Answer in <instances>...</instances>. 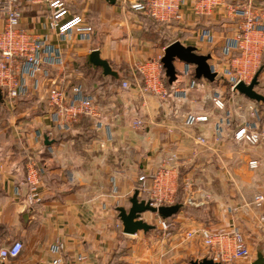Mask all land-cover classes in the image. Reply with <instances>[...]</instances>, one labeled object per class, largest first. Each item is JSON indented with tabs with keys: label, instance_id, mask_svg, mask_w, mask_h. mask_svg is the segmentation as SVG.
<instances>
[{
	"label": "crops",
	"instance_id": "0c3cea01",
	"mask_svg": "<svg viewBox=\"0 0 264 264\" xmlns=\"http://www.w3.org/2000/svg\"><path fill=\"white\" fill-rule=\"evenodd\" d=\"M136 1L147 0H62L66 13L60 21L80 16L92 29L88 37L74 33L69 40L53 28L49 2L17 5L20 28L38 35L44 49L35 74L19 60L16 76L23 89L18 99L8 100L0 87V252L15 242L24 245L18 258L0 264L58 259L62 264H164L149 251L160 250L158 243L152 246L155 229L124 234L119 209H130L136 191L139 200L147 201L140 178L150 187L169 161L183 206L164 233L174 240L173 253L180 251L176 225L187 232L239 230L251 252L264 253L258 220L264 204H253L255 196L264 197V141L251 146L236 139L244 128L264 135V101L240 94L225 77L239 70L249 75L251 82L245 84L250 85L260 73L255 90L264 97V30L243 45L251 48L246 53L235 42L242 34L239 20L222 8L223 2L248 5L264 14V0H215L209 16H199L196 1L186 0L181 19L165 23L131 10ZM175 42L211 56L216 79H197L195 66L176 61L177 79L170 83L162 60ZM95 51L117 77L91 63ZM146 65L160 73L170 92L167 99L144 91L140 68ZM52 86L66 87L70 98H78L72 91L80 88L81 96L91 98L103 113V125L83 117L71 130H61L47 106ZM203 117L207 121L195 120ZM136 122L142 127L135 129ZM30 161L41 172L40 201L30 199ZM252 161L259 162L257 169H251ZM145 215L158 226V215L146 213L144 221ZM200 242L197 237L186 247L193 252ZM257 255L236 264H252Z\"/></svg>",
	"mask_w": 264,
	"mask_h": 264
},
{
	"label": "built area",
	"instance_id": "2783aa9c",
	"mask_svg": "<svg viewBox=\"0 0 264 264\" xmlns=\"http://www.w3.org/2000/svg\"><path fill=\"white\" fill-rule=\"evenodd\" d=\"M26 1L30 4L41 5L49 2L52 11L53 28L61 38L69 40L74 33L83 34L88 37L92 32L91 27L85 24L80 16H74L66 22L59 19L66 13V6L62 0H0V22L3 29L0 31V87L6 90L7 98L14 101L22 94L23 85L16 76L19 60H24L30 72L37 73L38 60L40 53L43 51V41L35 34H31L20 28L22 14L17 5ZM186 0H147L144 3L138 1L131 2V10L144 14L158 22H172L181 19V6ZM196 13L199 16H209L212 9L217 4L215 0H195ZM222 8L226 10L233 19H238L241 26L242 34L238 37L236 46L242 48L246 53L251 48H244L245 43L251 42V35L254 32L261 33L264 30V14L256 11L252 6L248 5H230L222 3ZM209 35V34H205ZM233 48L229 46L226 53ZM140 72L144 76V91L146 93L158 96L161 99H167L170 96L169 90L165 87L160 73L149 66H141ZM189 75V70L186 71ZM225 77H230L236 87L239 83H250L251 78L247 73L239 70L229 71ZM124 88H129L128 83L123 84ZM78 98H70L66 87L52 86L47 94V106L53 113L55 122L63 131L71 130L83 117L91 118L96 125H103L104 115L99 110L96 103L88 97L81 96V90L75 87L72 91ZM219 108H224V104L219 100H214ZM198 122H205L207 118H196ZM142 122H136L135 129L142 127ZM239 142L257 146L264 141V135L253 132L248 128L240 130L236 134ZM200 144L206 143L205 139L199 138ZM251 169L259 167L258 161L250 163ZM174 169L172 163L165 162L164 166L158 170L153 178L150 187L146 186L145 178H140V191L148 196V202L153 207H161L164 205H174L177 202L178 178H173ZM40 169L38 165L30 161L28 163V183L31 186V202L40 201V192L38 191L40 183ZM167 188H169L167 190ZM169 191L171 196L168 198L163 196ZM253 204L260 208L264 204V197L255 196ZM259 225L264 229V214L259 217ZM158 225H161L165 233L170 230L169 222L162 218L158 219ZM166 235V234H165ZM199 237L204 242V246L208 253H214L216 259H222L224 264H234L243 260H249L252 252L243 233L239 230H233L225 233H214L211 229L200 228L193 232H187L186 238L193 241ZM24 245L21 242H15L10 247L1 250L0 260L6 261L18 258L23 252ZM50 264H62V260L58 259Z\"/></svg>",
	"mask_w": 264,
	"mask_h": 264
},
{
	"label": "water",
	"instance_id": "95a60500",
	"mask_svg": "<svg viewBox=\"0 0 264 264\" xmlns=\"http://www.w3.org/2000/svg\"><path fill=\"white\" fill-rule=\"evenodd\" d=\"M211 56L199 55L197 49L194 47H185L180 42L171 44L165 51V56L162 60L164 68L166 70V76L169 78L170 83H173L177 79V71L175 62L179 61L184 64L193 65L196 67L195 73L197 79L205 78L213 82L217 75L212 71L209 64ZM90 61L94 66L101 67L104 70V75L117 77L118 75L112 71L108 62L101 60L99 52L95 51L90 57ZM258 73L250 85H246L241 82L237 85V91L254 101H264V97L259 95L255 88L259 82ZM48 143V142H47ZM131 207L129 210L119 209V217L124 227V234L129 236H135L139 232L148 233L155 229L154 226L147 223L143 219V215L151 213L158 215L160 218L167 220L178 215L182 209V205L174 206H161L153 207L150 202L145 200H139V192L136 191L132 197ZM190 264H221L213 259H203L201 261H192ZM252 264H264V253L259 252L257 259Z\"/></svg>",
	"mask_w": 264,
	"mask_h": 264
},
{
	"label": "rangeland",
	"instance_id": "374dc122",
	"mask_svg": "<svg viewBox=\"0 0 264 264\" xmlns=\"http://www.w3.org/2000/svg\"><path fill=\"white\" fill-rule=\"evenodd\" d=\"M171 178H173V177H171ZM168 189L169 188H167V190ZM163 196H165V197L168 196V198H169L171 196V194L169 191H166V193H164ZM147 202H148V200H147ZM174 205H179V204H177V202H176ZM174 205H164V206H174ZM145 217L147 218L145 221L155 227V231H152V234H151V238H152L151 241H153L152 246L155 247L158 243L159 244L158 247H160V250H157L155 248H150L149 251L152 252L153 256L157 255L158 260L161 259V261H163L164 264H190L192 261H201L203 259H214L216 262L224 264V262H222L221 258H220V260L216 259V255L214 253L205 252L207 249L204 246L203 240H201L202 244L200 242L199 246L198 245L196 246L197 250L191 252V250H189L190 247H189V249H187V247H186L187 243L192 242V241L188 240L186 238L187 231L186 230L183 231L184 227L181 228L180 225H176V230H175V235H176V237H178L177 241L179 242V245H180L179 246L180 251L178 252V254L175 253V251L173 253V251H171L170 244L173 243L174 240L171 239V236L170 237H168V235L165 236V234H164L165 232L162 229L161 225L155 226V222L151 223L150 222L151 221L150 215H145ZM173 218H170L168 221L170 228L172 225V219ZM199 227H202V226H199ZM142 234H143V232H142ZM158 247H156V248H158ZM161 247H162V249H161ZM206 253L210 256H213V258L209 257ZM257 254H258V250H252V257L249 260L254 259V256L256 257ZM244 261H246V260H244ZM234 264H236V263L234 262Z\"/></svg>",
	"mask_w": 264,
	"mask_h": 264
},
{
	"label": "trees",
	"instance_id": "16d2710c",
	"mask_svg": "<svg viewBox=\"0 0 264 264\" xmlns=\"http://www.w3.org/2000/svg\"><path fill=\"white\" fill-rule=\"evenodd\" d=\"M139 190H140V188H139ZM177 204H179V205H180V201H179V200H177ZM167 221H169V219H167Z\"/></svg>",
	"mask_w": 264,
	"mask_h": 264
}]
</instances>
